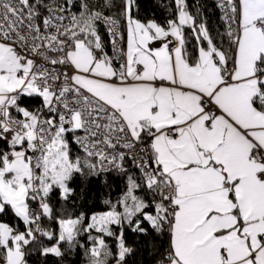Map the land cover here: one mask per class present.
<instances>
[{
  "label": "snow or ice",
  "instance_id": "1",
  "mask_svg": "<svg viewBox=\"0 0 264 264\" xmlns=\"http://www.w3.org/2000/svg\"><path fill=\"white\" fill-rule=\"evenodd\" d=\"M158 6L0 0V264H264V0Z\"/></svg>",
  "mask_w": 264,
  "mask_h": 264
},
{
  "label": "trees",
  "instance_id": "2",
  "mask_svg": "<svg viewBox=\"0 0 264 264\" xmlns=\"http://www.w3.org/2000/svg\"><path fill=\"white\" fill-rule=\"evenodd\" d=\"M207 2H211V0H207ZM140 3L142 5L140 15L151 17L153 15V12H155L156 16L158 18H162L164 13L162 12V9L158 6L159 0H140ZM98 186H93V196L95 195V191ZM93 196L89 197V200L93 198ZM99 206V205H97ZM0 220L7 221L9 220L8 216L0 217ZM14 222V221H13ZM127 242L128 245L133 247L135 249L132 256L128 258V264H154L153 255H152V245L154 241L151 237L146 236H140L137 234H133L131 232L127 233ZM158 243V241H156ZM71 260H75L76 257L72 256L69 257ZM52 257L48 258L49 264H52ZM83 257H80V262L82 264ZM40 264V259L33 254V256L30 258V264Z\"/></svg>",
  "mask_w": 264,
  "mask_h": 264
}]
</instances>
